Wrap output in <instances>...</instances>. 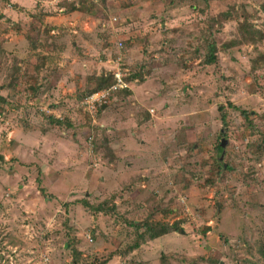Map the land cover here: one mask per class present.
<instances>
[{
	"label": "rangeland",
	"instance_id": "obj_1",
	"mask_svg": "<svg viewBox=\"0 0 264 264\" xmlns=\"http://www.w3.org/2000/svg\"><path fill=\"white\" fill-rule=\"evenodd\" d=\"M262 2L0 0V264H264Z\"/></svg>",
	"mask_w": 264,
	"mask_h": 264
},
{
	"label": "trees",
	"instance_id": "obj_2",
	"mask_svg": "<svg viewBox=\"0 0 264 264\" xmlns=\"http://www.w3.org/2000/svg\"><path fill=\"white\" fill-rule=\"evenodd\" d=\"M261 6H262V9L264 10V0L262 2ZM44 27H46V26L44 25ZM214 49H215V46L212 42L207 44V52H206V56L204 59L205 63H207V64L214 63V61H215V56H214V52H213ZM132 76H134V73L132 74ZM126 79H128V78L126 77ZM111 83H112V76L109 72L98 74L94 78L93 87L90 88V90L88 92L91 93V92L96 91L98 89L105 88V87L109 86ZM122 91H125V89L117 90V91L113 92V94H116V93L122 92ZM4 102H5L4 97L2 95H0V109L2 108ZM231 107H233L234 109H238V107L233 106V105H231ZM240 111L244 117L247 118V116H249L248 111H246V112L243 110H240ZM55 121L58 123L57 120H55ZM221 151L223 152V148H221ZM81 202L86 206L89 205L84 200H81ZM97 209H99V208H97ZM132 224H133V222H132ZM134 224L140 225L139 223H134ZM143 225L145 226V230L148 232V236H146L148 239H153V238L158 237L160 235H163L165 233H168L171 231H177L179 229L178 226L174 222L169 223V224L168 223H162V222H145ZM141 236H142V234H141ZM74 254L76 255L77 252H75Z\"/></svg>",
	"mask_w": 264,
	"mask_h": 264
},
{
	"label": "crops",
	"instance_id": "obj_3",
	"mask_svg": "<svg viewBox=\"0 0 264 264\" xmlns=\"http://www.w3.org/2000/svg\"><path fill=\"white\" fill-rule=\"evenodd\" d=\"M59 10H61V8ZM43 23L49 24V26H47L46 28H48L50 35L53 34L55 39L62 41H64L66 37L70 38V35L73 34L75 35V39L78 38L79 36H81L80 30H82L83 26H86L85 22L80 21L75 16H73L72 13L66 12L64 10L63 13L57 18L45 16ZM82 35H85V33H83ZM58 66L63 67V69H65L66 71H70L69 66H67L65 62L62 64V66L59 64ZM69 83L71 84V82Z\"/></svg>",
	"mask_w": 264,
	"mask_h": 264
},
{
	"label": "built area",
	"instance_id": "obj_4",
	"mask_svg": "<svg viewBox=\"0 0 264 264\" xmlns=\"http://www.w3.org/2000/svg\"><path fill=\"white\" fill-rule=\"evenodd\" d=\"M109 73L112 76V83L109 86L93 91L90 94H87L83 100H81L80 104L83 105V108L87 112L94 111L97 106H100L103 102H105L107 100V97L109 95H112L113 92L117 90L127 89L129 87V80L126 79V76H128V71L126 68L122 72L120 69L115 67L113 68V70H110ZM43 261H45V258H43Z\"/></svg>",
	"mask_w": 264,
	"mask_h": 264
},
{
	"label": "water",
	"instance_id": "obj_5",
	"mask_svg": "<svg viewBox=\"0 0 264 264\" xmlns=\"http://www.w3.org/2000/svg\"><path fill=\"white\" fill-rule=\"evenodd\" d=\"M223 144H224V140H223V139H221V141H220V143H219V147H222V146H223Z\"/></svg>",
	"mask_w": 264,
	"mask_h": 264
}]
</instances>
